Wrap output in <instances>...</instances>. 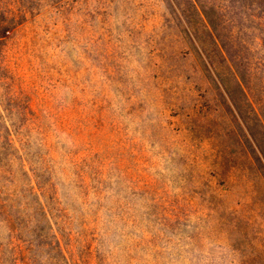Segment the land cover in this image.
Instances as JSON below:
<instances>
[{"label": "rangeland", "instance_id": "374dc122", "mask_svg": "<svg viewBox=\"0 0 264 264\" xmlns=\"http://www.w3.org/2000/svg\"><path fill=\"white\" fill-rule=\"evenodd\" d=\"M0 264H264V0H0Z\"/></svg>", "mask_w": 264, "mask_h": 264}, {"label": "trees", "instance_id": "16d2710c", "mask_svg": "<svg viewBox=\"0 0 264 264\" xmlns=\"http://www.w3.org/2000/svg\"><path fill=\"white\" fill-rule=\"evenodd\" d=\"M255 3V2H254ZM210 32H211V35H213L214 36V31L213 30H210ZM214 38H215V36H214ZM216 39V38H215Z\"/></svg>", "mask_w": 264, "mask_h": 264}]
</instances>
